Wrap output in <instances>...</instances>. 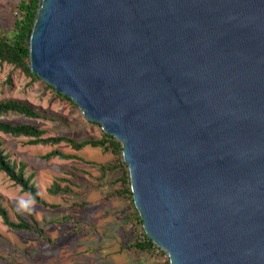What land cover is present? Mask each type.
I'll return each mask as SVG.
<instances>
[{
	"label": "water",
	"instance_id": "95a60500",
	"mask_svg": "<svg viewBox=\"0 0 264 264\" xmlns=\"http://www.w3.org/2000/svg\"><path fill=\"white\" fill-rule=\"evenodd\" d=\"M28 41L169 264H264V0H39Z\"/></svg>",
	"mask_w": 264,
	"mask_h": 264
},
{
	"label": "rangeland",
	"instance_id": "374dc122",
	"mask_svg": "<svg viewBox=\"0 0 264 264\" xmlns=\"http://www.w3.org/2000/svg\"><path fill=\"white\" fill-rule=\"evenodd\" d=\"M20 0H0V30L12 35L15 5ZM14 100L31 107L43 118L20 115L0 117V121L28 124L45 130L47 136H61L77 142L100 139L101 130L84 125L78 110L54 95L39 80H32L7 64L0 65V101ZM24 137L0 133V144L9 160L23 165L25 178L34 183L39 204L21 192L7 175L0 173V202L10 219L17 216L37 222L42 235L16 232L0 218V264H165L167 256L159 250L134 254L123 249L142 236V223L131 217L127 201L114 193L119 185L118 171L102 170L114 156L100 148L73 150L69 145H29ZM75 156L45 159L52 152ZM68 187V194L53 195V184ZM85 203L84 206L76 204Z\"/></svg>",
	"mask_w": 264,
	"mask_h": 264
},
{
	"label": "trees",
	"instance_id": "16d2710c",
	"mask_svg": "<svg viewBox=\"0 0 264 264\" xmlns=\"http://www.w3.org/2000/svg\"><path fill=\"white\" fill-rule=\"evenodd\" d=\"M39 0H20L14 7L15 17L13 22L12 35L9 36L2 30H0V65L7 64L12 66L30 77L32 80H39L36 75L30 72L29 68V52H28V35L31 32L36 10L38 7ZM44 84V83H43ZM46 88L54 89L46 84ZM60 98L70 102L73 106L76 105L66 97L57 94ZM20 115L26 118L40 119L43 118L36 111H34L28 105L14 101V100H2L0 101V117L7 115ZM0 133L9 135L11 137L27 138L29 145H58L64 143L69 145L73 150H81L85 147L100 148L105 152H110L114 159L106 166H101L102 170L108 169L110 171H118L120 176L117 179L119 184L115 189L114 193L121 196L127 201L128 209L131 211L132 219L137 223L141 224L140 217L134 207L132 194L130 191L129 177L127 167L122 159V149L119 142L110 136L105 135L101 132L100 139H87L84 141L77 142L73 139L61 137V136H47V132L33 125L28 124H13L10 122L0 121ZM58 157L63 160H70L75 156L63 154L59 151H52L45 156V159H51ZM0 173L7 175L16 185L21 187L22 193H27L39 204H45L37 193V189L31 179L25 178L23 173V165L13 163L9 160L7 154L4 153L0 144ZM49 193L53 195L57 194H68L71 190L68 187H60L57 184H53L49 188ZM77 206H84L85 203L76 204ZM0 218L2 223L9 229L16 232L34 233L39 239L49 240L47 237L41 234L37 227V222L33 217L30 220H25L17 216V222L10 219L8 211L2 206L0 202ZM142 236L138 237L133 243L127 244L123 247L129 252L134 254H151L158 251L159 249L152 244L147 238L143 229L141 228ZM164 255V253L159 250ZM168 259H166V263Z\"/></svg>",
	"mask_w": 264,
	"mask_h": 264
}]
</instances>
